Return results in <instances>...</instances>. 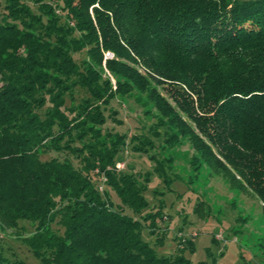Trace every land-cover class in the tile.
Here are the masks:
<instances>
[{"label":"trees","instance_id":"obj_1","mask_svg":"<svg viewBox=\"0 0 264 264\" xmlns=\"http://www.w3.org/2000/svg\"><path fill=\"white\" fill-rule=\"evenodd\" d=\"M115 100L150 124L130 138L106 129L124 125ZM127 143L170 191L184 181L154 152L188 144L196 175L249 188L264 214V0H0V229L30 226L41 264H186L190 240L157 250L169 228L150 174L115 169ZM4 251L0 264H26Z\"/></svg>","mask_w":264,"mask_h":264},{"label":"rangeland","instance_id":"obj_2","mask_svg":"<svg viewBox=\"0 0 264 264\" xmlns=\"http://www.w3.org/2000/svg\"><path fill=\"white\" fill-rule=\"evenodd\" d=\"M107 53L110 57H107ZM75 57L78 59V55ZM114 58L112 52H104L103 69L105 76L109 77L113 84L116 81L107 71L106 61ZM138 68L142 74L146 73L141 65H138ZM162 93L166 95L164 91ZM111 107L119 112V119L124 120V125L119 126L109 119L105 125L106 129H115L121 133L128 131L130 138L138 132L140 126L150 124L133 102H130L129 106L115 100ZM154 153L159 162H164L168 179L177 178L184 181L174 182L171 185L172 191L160 178L161 172L156 170V161L149 160L147 155L134 153L128 143L123 146L122 160L116 162L115 169L127 171L132 167L134 174L149 173L150 183L146 197L156 205L160 200L165 201L166 214L158 221V225L162 233L167 232L168 228L169 232L164 246L157 248L159 254H176L178 241L182 243L186 239L194 245L193 252L187 250L184 253L186 264H210L212 258L218 256V264H262L258 255L262 254L260 245L264 244V214L263 204L256 195L247 187L244 190L230 189L225 180L221 176L213 175L208 167L203 166L201 172L196 175L192 167L195 152L188 144L183 143L176 148ZM54 156L58 154L51 153L44 159ZM65 156L61 155L62 158ZM70 158L73 159L71 156ZM119 164L124 167L121 165L122 168L118 169ZM95 174L100 176L99 169H96ZM101 180H106V177L102 176ZM185 182L191 183V187ZM114 202L120 203L117 197H114ZM24 226L27 231L9 230L4 233L0 229V246L11 259L18 258L26 264H41L23 242L25 236L32 231L27 224ZM150 231L145 226L143 235L145 240L154 244L157 236L150 235ZM174 237L178 241H175ZM212 238H215L216 244L212 243ZM208 250L213 254L211 258Z\"/></svg>","mask_w":264,"mask_h":264},{"label":"built area","instance_id":"obj_3","mask_svg":"<svg viewBox=\"0 0 264 264\" xmlns=\"http://www.w3.org/2000/svg\"><path fill=\"white\" fill-rule=\"evenodd\" d=\"M107 57H110V54H109V53H107ZM121 165H122V164H119V165H118V169L124 167V165H122V167H121ZM100 191H103V186H100ZM185 241H186V239L183 240V242H185Z\"/></svg>","mask_w":264,"mask_h":264}]
</instances>
